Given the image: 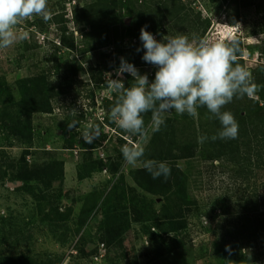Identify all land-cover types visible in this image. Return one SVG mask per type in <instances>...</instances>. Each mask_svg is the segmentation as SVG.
<instances>
[{"label":"rangeland","instance_id":"374dc122","mask_svg":"<svg viewBox=\"0 0 264 264\" xmlns=\"http://www.w3.org/2000/svg\"><path fill=\"white\" fill-rule=\"evenodd\" d=\"M90 1L83 0L82 3ZM181 1L194 11L190 14V19L195 21L194 31L190 30L192 24H189V28L183 33L190 40L202 36L227 42L235 38L237 41L241 39L247 46L258 45L264 40V0H255L257 9H248L246 15L241 12L243 20L235 26H232L231 22L235 19L236 11L233 9L227 12L229 8L234 7L232 0ZM246 2L255 3L254 0ZM143 3L144 0L136 5L137 9L132 16L125 12V25L128 28L132 19L141 13L140 5ZM75 6L76 4L69 0H48L50 13H64L69 21L66 24L67 34L73 32L76 40H80V33L76 32V25L72 22ZM37 17L41 20L43 18ZM149 21L148 18L143 20L140 26L146 24V30L158 41H163L166 37L162 35V27H154ZM18 29L28 31L29 37L18 40L9 48L0 49V113L14 112L20 100V81L42 71L50 72L53 81L61 79L59 89L64 91L63 94L50 96L53 111L35 113L32 116L33 147L30 151L35 153L37 158L60 156L62 162L64 161L63 186L61 190L58 189L55 197L57 202H51V205L58 208V213H61L63 223L59 222L61 226L58 227L55 225L57 221L51 223L46 220L45 215L51 213V206L28 194L22 183H13L9 176L0 178V257L18 259L25 256V260L30 259L38 264H132L134 258L137 264H154V249L157 245L154 242L161 241L159 234H162V231L159 228L149 231V225L131 223L128 228L130 231L119 236L116 245H105L101 242V222L104 215L99 207L116 177L107 169L85 179H79L78 174L84 154L90 152L94 159L106 162L120 150V137L130 143L127 136L120 135L123 130L109 118L103 107L111 94L115 93L106 81L109 78L121 79L123 83L127 81L125 73L121 77L116 76L117 61L112 49L105 48L75 58L71 51L61 44V31L59 32L55 25L46 26L45 30L41 31L36 25V18L32 17L23 21ZM124 32V44L143 51L142 42L135 36L131 37L130 29ZM170 35L175 34L172 32ZM25 43L35 46V51L25 52ZM259 60V54L255 51L253 55L245 58L246 67L256 68ZM104 65L111 68L103 73L95 71L93 79L90 76L91 67L101 71L103 69L100 67ZM74 66L85 70L74 78L75 84L70 83L72 80L69 79ZM154 69L155 66L144 61L142 66L137 68L139 74L148 75L150 82L155 77ZM169 115L179 114L172 111L167 113L165 118ZM69 123L75 125L70 129ZM86 132L97 136L93 138L92 143H86L83 139ZM152 133L149 128L147 138L141 142L144 150L150 143ZM24 149L23 144L7 139L0 129V165L2 160L10 162L20 159ZM33 158L31 155L27 161L32 162ZM196 159L188 161V164H180L181 169L189 170V193L191 198L197 201L192 211L186 213L188 234L184 233L183 238L194 249L195 255L191 264H221L222 254L219 248L226 246L224 236L236 228L235 224L244 223L247 229L254 225H258V229L261 227L258 218H254L255 214L246 213L248 206L245 210L243 203L242 210L239 211L240 206L237 203L248 195L249 185L260 187L261 183H264V174H259L251 181L238 180L228 173V163L207 162L199 157ZM141 165L140 162L135 166L123 163L121 173L125 174L129 187H136L131 172ZM57 187L59 184L54 185V190ZM146 198L149 201L154 199V206L159 212L162 199L148 194ZM224 204L228 207L225 212L220 209ZM49 219L55 218L52 216ZM170 237L172 235L168 236ZM233 240L228 238L231 244ZM169 244L173 245L174 242L169 241Z\"/></svg>","mask_w":264,"mask_h":264},{"label":"trees","instance_id":"16d2710c","mask_svg":"<svg viewBox=\"0 0 264 264\" xmlns=\"http://www.w3.org/2000/svg\"><path fill=\"white\" fill-rule=\"evenodd\" d=\"M69 1L76 4L72 22L76 25V32L80 33V40H76L73 32L67 34L66 24L69 21L64 13L61 15L51 13V18L47 22H44L43 18L41 20L34 16L38 28L44 31L46 26L58 27L59 32L61 31V44L71 51L75 58L111 48L117 61V69L120 67L121 58L134 65L136 69L142 66L144 52H137L134 47L124 44L126 43L124 31L130 29L131 37L135 36L139 39L140 29L146 25L141 27L140 24L147 18L150 24L155 25L154 27H162L164 37L172 36L170 35L172 32L174 36L183 35L186 32L185 29L189 28V24H192L190 30L194 31L195 21L190 19V14L194 11L186 7L181 0H151V2L144 0V3L140 5L141 13L132 19L129 28L125 25L124 14L127 11L132 16L137 9L136 5L142 0H91L86 3H82L83 0ZM246 1L232 0L234 7L227 10V12L233 9L236 11L235 19L231 22L232 26L242 22L241 12L246 15L248 9H257V1L254 0L256 4ZM237 42L240 49L237 53L238 63L245 67V58L253 55L255 51L258 52L260 57L258 66L246 68L251 71L254 82L261 87L254 98L247 96L243 99L234 98L223 109L230 111L239 124L236 139H217L216 141L210 139L217 134L221 125L214 117L210 118L211 114L205 107L199 108L198 115L195 117L187 114L169 115L165 118V125L161 127V130L152 133L150 143L145 148L144 158L167 161L171 168V175L167 180L163 177L154 180L141 165L131 172L136 184L135 188L127 185L125 174L121 173V167L125 162L121 150H117L115 157H109L106 162L94 159L90 152L84 154L78 167L79 179L90 178L94 173L104 169L109 170L116 177L111 190L99 207L104 215L101 222V231H103L101 242L108 247L116 245L119 242V236L130 231L128 228L131 223L149 225V231L158 228L162 231V234H159L161 241L154 242L157 244L154 249V264H160L161 261L162 264H191L195 255L194 249L185 241L183 235L188 230L186 213L192 211L197 201L190 196L187 174L189 170L181 169V162L188 164V161L196 158L198 160V157L207 162H225L229 164L228 173L235 179L244 181H251L259 174H264V40L255 46H247L241 39ZM24 46L25 52L35 51V46L27 43ZM100 68L103 70L99 71L91 67L90 76L93 79H95V71L103 73L111 67L104 65ZM156 71L155 67L154 72ZM79 72H85V70L75 66L71 69L70 78H68L73 82L69 80L70 83H74V78L79 76ZM125 74L127 76V81L124 82L125 87H131L133 78L128 73ZM1 87L0 85V90ZM59 88H61V79L53 81L50 72L42 71L30 76L20 81V100L14 112L0 113V129L6 138L25 146L20 159L10 162L2 160L0 178L9 176L13 183H22L28 194L51 206V213L45 215V218L51 223L57 221L55 225L58 227L61 226L59 222L63 223V217L60 216L61 213H58V208L51 205V202H57L55 197H57L58 189L61 190L63 186L64 161L62 162L63 159L60 156L37 158L30 149L33 147L32 116L35 113L53 111L50 96L63 94L64 91ZM118 95L113 92L106 100L103 106L106 113L109 114ZM150 118L151 113L144 116L146 125L150 123ZM120 135L127 136L130 143L139 141V137L132 136L124 130ZM204 135L209 139L201 142L200 137ZM119 141L120 146L126 144L122 137ZM82 148L86 149L85 146ZM31 155L34 158L32 162H28L27 158ZM55 184H59L56 190H54ZM247 190L248 195L243 201L240 200L237 203L240 206L239 211L242 210L241 206L244 203L245 210L248 206L246 213L255 214L254 218H258V224L261 227L258 229V225H254L247 229L244 223L235 224L236 228L224 236L226 246L219 248L222 254L221 264H262L264 262V183H261L260 187H255V184L249 185ZM147 194L162 199L159 212L154 206V199L149 201L146 198ZM227 208L224 204L220 209L225 212ZM52 216L55 219L50 220ZM170 235L172 237L168 238ZM228 238L234 239V242L229 243ZM169 241L174 244H169ZM131 263L137 264L136 259L134 258ZM0 264L38 263L30 259L25 260V256H22L18 259L0 257Z\"/></svg>","mask_w":264,"mask_h":264},{"label":"clouds","instance_id":"9594fccd","mask_svg":"<svg viewBox=\"0 0 264 264\" xmlns=\"http://www.w3.org/2000/svg\"><path fill=\"white\" fill-rule=\"evenodd\" d=\"M34 16H42L45 21L51 18L48 0H0V49L27 39L29 32L19 30L18 26ZM147 27L140 29L139 39L144 51L142 60L157 69L154 80L150 82L147 74H139L134 65L121 58L116 76L128 73L133 83L125 87L121 79L106 81L119 94L109 118L126 133L139 137L137 143L121 146L126 164L135 166L140 162L154 180L161 177L167 180L171 175L167 161L144 158L141 142L147 138L149 128L159 132L165 125L166 114L172 111L195 117L198 109L205 107L210 118L214 117L221 125L210 139H236L239 124L230 111L223 109L234 98H254L261 86L254 82L251 71L238 63L240 49L235 38L225 42L207 37L190 40L186 35H177L158 41ZM148 113L151 118L146 125L144 116ZM74 125L68 126L71 129ZM94 137L97 136L87 132L83 135L86 143H92ZM208 139L206 135L200 137L201 142Z\"/></svg>","mask_w":264,"mask_h":264}]
</instances>
